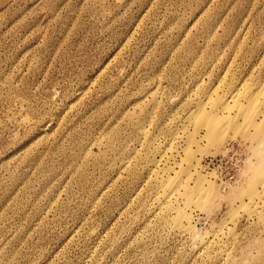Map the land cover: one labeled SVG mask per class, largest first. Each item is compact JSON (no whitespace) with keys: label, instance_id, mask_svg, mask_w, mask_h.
Listing matches in <instances>:
<instances>
[{"label":"rangeland","instance_id":"1","mask_svg":"<svg viewBox=\"0 0 264 264\" xmlns=\"http://www.w3.org/2000/svg\"><path fill=\"white\" fill-rule=\"evenodd\" d=\"M0 264H264V0H0Z\"/></svg>","mask_w":264,"mask_h":264},{"label":"built area","instance_id":"2","mask_svg":"<svg viewBox=\"0 0 264 264\" xmlns=\"http://www.w3.org/2000/svg\"><path fill=\"white\" fill-rule=\"evenodd\" d=\"M241 150L234 144H229L223 155L208 158L201 162L203 170L214 174L217 183L224 185L236 181L243 163Z\"/></svg>","mask_w":264,"mask_h":264},{"label":"bare ground","instance_id":"3","mask_svg":"<svg viewBox=\"0 0 264 264\" xmlns=\"http://www.w3.org/2000/svg\"><path fill=\"white\" fill-rule=\"evenodd\" d=\"M201 108V107H200ZM202 111V110H201ZM204 113V112H203ZM206 115V114H205ZM202 117H203V115H202ZM205 118V117H204ZM206 118H207V123L208 124H210V125H206V127H207V130H208V132H213V130L215 129V127L214 126H219V125H217V121H219L218 119H213V117L212 116H209V115H206ZM213 122V123H212ZM213 124V126H211ZM210 126V127H209ZM214 127V128H213ZM213 174V173H212ZM214 175V174H213ZM176 218L177 219H181L182 217L178 214L177 216H176ZM187 219V218H186ZM179 221V220H178ZM184 230H186L188 233H192L193 232V229H192V227L190 226V223H188V224H186L185 226H184Z\"/></svg>","mask_w":264,"mask_h":264}]
</instances>
